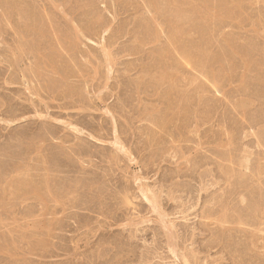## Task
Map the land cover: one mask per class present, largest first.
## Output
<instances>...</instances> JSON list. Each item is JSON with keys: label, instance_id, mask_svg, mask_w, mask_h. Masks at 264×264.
I'll use <instances>...</instances> for the list:
<instances>
[{"label": "rangeland", "instance_id": "374dc122", "mask_svg": "<svg viewBox=\"0 0 264 264\" xmlns=\"http://www.w3.org/2000/svg\"><path fill=\"white\" fill-rule=\"evenodd\" d=\"M263 231L264 0H0V264H264Z\"/></svg>", "mask_w": 264, "mask_h": 264}, {"label": "bare ground", "instance_id": "6f19581e", "mask_svg": "<svg viewBox=\"0 0 264 264\" xmlns=\"http://www.w3.org/2000/svg\"><path fill=\"white\" fill-rule=\"evenodd\" d=\"M179 12H180V10H179ZM184 13V12H183ZM179 15V14H178ZM176 16H177V14H176ZM35 90V88L33 89V91ZM34 93V92H33ZM35 94V93H34ZM116 140H117V138H116ZM115 144H117V142L115 143ZM118 144H120V143H118ZM115 146H117V145H115ZM118 146H120V145H118ZM119 150V149H118ZM122 151H125V149L124 148H122L121 147V152ZM141 191V194H142V196L145 198V200L146 201H148L150 204H151V206H153V208H158V204L159 203H157L156 202V196H154L155 194L154 193H152V190H150L148 187H146V189H141L140 190ZM154 194V195H153ZM158 199V198H157ZM144 200V201H145ZM160 207V206H159ZM152 208V207H151ZM160 209V208H159ZM154 210V209H153ZM158 212V211H157ZM160 213V212H159ZM161 214H159V216H160ZM163 215V214H162ZM167 215V214H166ZM262 216V215H261ZM165 219V218H164ZM167 219V218H166ZM161 220H162V218H161ZM146 223V222H145ZM165 223V222H164ZM169 223V222H168ZM170 224H172V223H170ZM173 225V224H172ZM257 225V224H256ZM256 225H254V226H256ZM162 226H163V224H162ZM165 226H166V224H165ZM168 226V225H167ZM258 226H260V225H258ZM257 226V227H258ZM262 226V225H261ZM256 227V228H257ZM170 228V227H169ZM262 228V227H261ZM172 229H173V227H172ZM257 229H259V227L257 228ZM264 232V231H263ZM176 234V233H175ZM171 248V252L173 253L174 252V250L172 251V249L174 248V247H170ZM191 258V257H190ZM182 259H183V263L184 264H190V260H188L189 258H187V257H185V255L183 254L182 255Z\"/></svg>", "mask_w": 264, "mask_h": 264}]
</instances>
